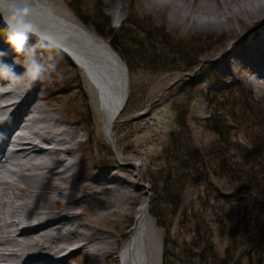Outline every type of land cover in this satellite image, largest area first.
<instances>
[{
    "label": "rangeland",
    "instance_id": "374dc122",
    "mask_svg": "<svg viewBox=\"0 0 264 264\" xmlns=\"http://www.w3.org/2000/svg\"><path fill=\"white\" fill-rule=\"evenodd\" d=\"M136 1L142 6L141 18L146 17L148 27L165 29L170 37L164 44L157 38L158 47H165L158 54L153 52L148 56L153 62L133 53H129L127 61L122 58L129 71L130 98L118 116L111 136L108 134L107 137L104 133L80 67L68 55L55 46L42 43L38 37L29 35L25 51L17 53L10 46L8 51L0 52L3 55L12 53L14 61L24 67L23 64L31 62L33 55L29 49L35 45V58L43 66L40 73L45 81L35 84L21 99L25 101L34 91L42 98L46 97L40 102L56 116L61 125L74 129L75 140L79 141L75 153L65 156V163L75 160L81 180L89 175L95 176L90 188L79 191L82 196L89 191L95 192L94 204L77 203L72 209L68 205L58 207L55 208L56 215L49 219L75 211L80 214L79 219L95 224L112 235L121 236L123 241L134 227L137 209L146 187L149 192L150 215L145 227L149 243L147 262L156 264L154 243L161 235L164 255L166 232L151 213L155 199L153 182L160 181L169 171L175 173L173 167L180 166L182 150H177L176 146H182L183 132L190 131L196 145L207 152L217 147L221 139L224 142L223 148L229 150L234 162L244 165L242 169H247L245 171L252 172L253 167L256 169L253 165L260 162L256 154L261 150H257L256 144L251 141L255 135L252 130L262 126L263 121L252 120L246 124L237 122L224 135L215 133L211 123L219 118L216 113L221 112L220 109L216 111L214 104L232 102L236 97L238 100L242 87L252 90L253 101L264 108V78H258L255 70L249 68L254 55L264 63V16L254 19L242 16L236 7L242 5L243 0H235L237 6L230 3V18L218 14L225 8V0H186V3L194 5L205 4L204 10L209 14L212 10L218 13L217 16L189 14L184 24L178 26L172 23V19L181 22L184 15L182 9L173 17L170 3L159 6L157 0ZM44 2L58 12L68 8L83 24L72 7L90 13L100 6L111 18L112 27L116 30L126 25L130 17L129 0ZM260 3L264 5V1ZM251 4L252 9L256 2L251 1ZM121 5L126 7L127 15L123 21L117 22L113 11ZM194 19L195 24L191 27ZM4 35L6 33L0 28V40ZM194 61L201 62L200 66L195 65L185 71ZM214 96L218 102H214ZM15 110L12 108L11 113ZM212 113L215 119L209 120ZM181 123L185 126L183 130ZM252 124L256 125L251 126V129L248 126ZM43 125L38 123L32 126L39 130ZM64 146L56 145L58 148ZM37 159L33 161H39ZM244 172L241 176L245 175ZM241 181L243 185L244 182H253L244 177L239 182L230 177L218 178L211 173L197 177L181 201V215L176 216L172 228L171 236L178 243V251L182 249V240L189 241L192 235L191 224H182V214L191 215L193 210H199L201 214L197 219L203 224V230L208 235L212 233L214 249L209 252L212 257L217 261L226 258V264H264V248L254 252L247 246L244 236L240 233L234 236L231 232V225L240 222L244 227L246 223L243 219L247 213L239 200L241 195L238 188L244 187ZM117 201L120 210L110 212ZM123 208L130 209V215L124 214ZM168 209L172 211L171 203ZM107 212L106 217H101ZM12 219L17 220L18 217ZM75 256L74 261L79 255ZM115 257L116 264H120L117 254Z\"/></svg>",
    "mask_w": 264,
    "mask_h": 264
},
{
    "label": "bare ground",
    "instance_id": "6f19581e",
    "mask_svg": "<svg viewBox=\"0 0 264 264\" xmlns=\"http://www.w3.org/2000/svg\"><path fill=\"white\" fill-rule=\"evenodd\" d=\"M243 1L236 7L242 16L249 19L264 16V5L260 3L264 0H251L256 2L252 9L250 0ZM166 3L172 5L173 17L182 9V21L172 19L178 26L184 24L189 14L218 13L212 10L209 14L204 10L205 4L194 5L186 0H157L156 4ZM230 3L237 6V1L225 0V8L218 14L230 18ZM14 6L29 9L26 17L32 25L29 36L57 47L80 67L92 105L108 137L114 120L120 115L116 117V114L130 95L129 71L122 57L68 8L58 12L44 0H6V7ZM113 15L117 22L123 21L127 15L126 7L118 6ZM194 24L195 19L191 27ZM0 28L9 34L2 14ZM6 35L0 40V50L4 52L11 46ZM13 56L0 52V102H3L0 103V264H116L115 254L120 264H148L149 243L145 227L150 215L146 187L134 227L123 241L121 236L79 219L80 214L75 211L49 219L56 215L55 208L68 205L72 209L77 203L94 204L95 192L89 191L82 196L79 191L90 188L95 176L81 180L75 160L65 163V156L75 153L79 141L75 140L74 129L61 125L40 102L46 97L42 98L34 91L25 101L21 99L35 84H42L45 77L40 73L34 79ZM253 58L249 68L255 70L258 78H264V63L257 55ZM12 108L16 110L11 113ZM38 123L44 125L35 130L32 125ZM56 145L65 146L58 148ZM34 158L39 161H33ZM120 208L117 201L110 212ZM123 213L128 216L131 212L123 208ZM23 223L26 226L20 227ZM154 244V259L156 264H162L161 235ZM75 255H79L76 261Z\"/></svg>",
    "mask_w": 264,
    "mask_h": 264
},
{
    "label": "trees",
    "instance_id": "16d2710c",
    "mask_svg": "<svg viewBox=\"0 0 264 264\" xmlns=\"http://www.w3.org/2000/svg\"><path fill=\"white\" fill-rule=\"evenodd\" d=\"M130 1V17L127 24L122 26L120 30L112 27L111 18L106 15L100 6L89 12L83 9L74 8L76 15L84 22V24L94 31L98 36L108 40L112 48L120 54L124 60H128L129 53L139 54L149 62L151 53H159L165 46H159L157 38L161 43L168 41L165 29H150L147 25L146 17H143L142 6L138 5L136 0ZM141 18V19H140ZM146 20V21H144ZM154 34L153 38L151 37ZM142 36L144 37L142 39ZM167 38V39H166ZM144 40L147 41L144 43ZM156 51V52H155ZM157 53V54H158ZM198 58V56H197ZM201 62H191L185 71H189L195 65L200 66ZM232 102L220 103L214 107L221 112L216 113L219 118L212 120L211 128L218 135H224L229 128L235 127L237 122L246 124L252 120L263 121V125L252 130L255 134L251 143L256 144L257 156L260 162L253 166V171H245L242 169L243 164L234 162L232 155L228 149L223 148L222 140L219 145L209 152L197 146L190 131L183 132L182 146L178 144L177 150H182V162L180 166L173 167V172H168L160 181L153 182L155 199L151 207V213L156 218L159 226L165 229L166 238L164 243L163 264H226V258L217 261L209 252L212 248V233L208 235L203 230V224L199 221V210H193L190 214H182V224H191V239L189 241L182 240V249L178 251L176 244L172 239V228L175 225V218L180 214V204L186 191L190 188L198 176H207L208 173L214 177L223 178L230 177L239 182L242 178L252 179L253 182L241 183L238 191H240L239 200L245 207L244 227L240 222L231 225V232L235 236L238 233L244 236L247 246L254 252L264 248V108L255 104L253 101V91L242 87L241 92ZM226 98V97H225ZM214 102L216 97L213 98ZM224 100V99H223ZM218 106V107H217ZM228 116L229 117H224ZM215 119L212 113V118ZM252 124L248 127L254 126ZM182 130L185 128L181 123ZM252 129V128H251ZM221 138V137H219ZM222 144V145H221ZM255 146V145H254ZM178 161V160H177ZM178 163V162H177ZM212 169V171H209ZM240 171V172H238ZM245 171V172H244ZM242 172L245 175L241 176ZM249 183V184H248ZM171 203L172 211L169 212L168 204ZM249 209L253 210L252 212ZM171 214V216H169ZM241 229H243L241 231ZM203 231L205 233H203ZM214 246V245H213Z\"/></svg>",
    "mask_w": 264,
    "mask_h": 264
},
{
    "label": "clouds",
    "instance_id": "9594fccd",
    "mask_svg": "<svg viewBox=\"0 0 264 264\" xmlns=\"http://www.w3.org/2000/svg\"><path fill=\"white\" fill-rule=\"evenodd\" d=\"M28 13L29 9L27 7H6V0H0V14L3 15L9 30L7 41L17 53L25 51L24 46L28 39V34L32 33V25L26 20ZM29 50L32 52L33 58L29 64L23 65L25 72L35 79L43 70V66L35 58V45Z\"/></svg>",
    "mask_w": 264,
    "mask_h": 264
},
{
    "label": "water",
    "instance_id": "95a60500",
    "mask_svg": "<svg viewBox=\"0 0 264 264\" xmlns=\"http://www.w3.org/2000/svg\"><path fill=\"white\" fill-rule=\"evenodd\" d=\"M127 74H128V78L127 79H129V73L127 72ZM129 98H130V95H129V97H128V99H127V101H126V104H125V106L116 114V117H117V115L118 114H121V112L125 109V107H126V105H127V103H128V101H129ZM114 122H116V120H114ZM113 122V123H114ZM111 133H112V131H111ZM111 133H109V135L111 136Z\"/></svg>",
    "mask_w": 264,
    "mask_h": 264
}]
</instances>
